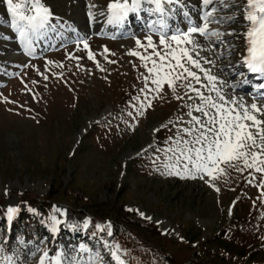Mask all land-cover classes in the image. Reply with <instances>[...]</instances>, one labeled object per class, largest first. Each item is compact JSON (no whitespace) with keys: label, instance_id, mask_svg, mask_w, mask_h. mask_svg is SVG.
I'll return each instance as SVG.
<instances>
[{"label":"rangeland","instance_id":"obj_1","mask_svg":"<svg viewBox=\"0 0 264 264\" xmlns=\"http://www.w3.org/2000/svg\"><path fill=\"white\" fill-rule=\"evenodd\" d=\"M5 2L0 0V264H7L4 257L13 264H56V257L60 264H118L113 252L123 264H264V173L241 161L243 171L220 163L215 179H200L183 175L186 161L176 164L181 175H169L164 166L176 163L179 153L167 151L175 141L192 139L182 131L193 127L187 113L201 116L186 107L200 101L181 84L215 92L191 78L176 82L175 94L165 82L162 99L155 91L141 92L151 74L128 53H151L136 39L146 44L151 36L158 44L161 32L171 36L178 27L164 31L151 21L124 39L108 40L97 27L108 30L100 21L107 20L113 0H41L52 18L37 35L44 41L32 38L29 54ZM228 3L207 10L215 7L217 19L232 17L211 26L233 34L211 42L194 34L200 47L191 54L220 80L237 85L220 87L240 100L235 93L249 70L225 64L220 71L214 64L222 56L233 54L229 63H237L246 55L247 21L238 8L246 0ZM148 87L155 89L151 79ZM247 93L237 94L250 98ZM148 100L152 107L139 115L136 108ZM9 208L17 211L10 216Z\"/></svg>","mask_w":264,"mask_h":264},{"label":"snow or ice","instance_id":"obj_2","mask_svg":"<svg viewBox=\"0 0 264 264\" xmlns=\"http://www.w3.org/2000/svg\"><path fill=\"white\" fill-rule=\"evenodd\" d=\"M149 2L155 3V11L164 12L162 0H149ZM172 2L173 0H167L169 4ZM202 3L205 9L216 4L222 5L224 8L229 7L228 0H202ZM232 4L236 5V0H232ZM6 5L7 11L12 17L11 27L18 33L21 44L31 54L32 38L49 24L52 17L51 10L42 4L41 0H17V2L6 0ZM140 6L141 0H131V2L129 0H113L107 5L109 13L107 23H122L129 13L137 12ZM91 7H95V5H90L89 8ZM238 8L242 9L243 19L247 21L245 25L247 30L242 34L245 41L244 51L246 52L243 57L244 66L251 73L264 75V0H246V3L238 5ZM216 11L215 7H212L211 11H205L202 17L203 24L190 21V26L185 31L177 29L176 33L171 36L161 32L158 44L153 42L151 36L145 38L146 44L142 43L140 39H136L137 47L144 48L145 53H148V49H152L151 53L145 55L138 51L128 53L139 57L143 66L151 74L150 77H144L145 84L141 92L155 91L161 94L165 91L162 86L166 82L167 88L175 94L176 82L187 81L189 78L197 84H201L202 87L215 92V97H213L212 95H205L192 83L181 84L182 87L196 93L200 103L186 105V107L194 108L196 112L201 113V116H193L192 110H190L187 115L192 117L190 123L193 124V127H186L182 131L191 136L192 139L185 140L181 137L180 140L175 141L173 147L167 149L174 154L179 153L175 164L164 165L165 168L169 169V175H181V172L176 168V164H179L181 160L186 161L183 164V175L187 178L204 179V176L207 175L215 179L213 172L218 169L220 163L243 171L237 163L241 161L243 168L264 173V119L259 118L264 116V103L260 105L255 102L245 104L242 98L235 100L230 96L226 97L220 85L228 87H233V85H228L226 81L220 80L218 75L213 74L210 69L202 67L200 60L191 54L200 47L194 34L209 40L212 37L219 39L222 35L233 34L222 33L209 28L213 22L220 23L223 19H232V17L216 19L213 16ZM88 15L94 18V13L91 11L88 12ZM159 23L161 28L167 27L165 22L160 21ZM81 43L85 49H89L88 58L94 59L87 39H82ZM185 45L191 47H185ZM104 51L107 52L108 49L105 47ZM196 55L198 56L199 53L197 52ZM109 62L114 63V61ZM148 62L151 63V67H148ZM205 63H212V61L205 60ZM193 69L202 72L203 79ZM149 79L155 85V89L148 87ZM203 81H207V84H204ZM145 98L147 99V96ZM159 98L162 99L163 95H159ZM133 99L138 101L140 98L134 97ZM177 99H183V97H177ZM133 107L136 106L133 105ZM146 107H152L151 100H148L147 105L141 103L136 108L137 113L143 115ZM131 115L130 112L129 116ZM161 127H167V125H161ZM155 131H160V128L155 129ZM16 211L15 208L8 209L10 216ZM140 214L143 215L142 212ZM53 221V231H56L55 224L59 221H56L55 218ZM44 255L47 257V253ZM112 256L118 264H123L115 252L112 253ZM55 259L56 264H60V258L56 257ZM4 260L7 261V264H13L12 257H4ZM41 264H44L43 259Z\"/></svg>","mask_w":264,"mask_h":264},{"label":"bare ground","instance_id":"obj_3","mask_svg":"<svg viewBox=\"0 0 264 264\" xmlns=\"http://www.w3.org/2000/svg\"><path fill=\"white\" fill-rule=\"evenodd\" d=\"M129 2H131V0H129ZM155 8H156L155 3H151V2H149V0H141L140 9L137 12L129 13L128 17L122 23H120V24H108L107 20L103 19L102 21H100V23L107 25L108 30H105L101 27L100 28L97 27V29L100 30V32L105 33L107 35V38H105V39H108V40L112 39L113 35H117V38H123L124 39V38H126V36L129 35V31H130V28H132V24L138 25L139 28H144L145 24L147 22H151V21L154 22V25H157V28L165 30V31L170 30V29L174 28L175 26H177L178 28H181L182 31H185L186 26H187V24H190V21L196 22L198 24H203L202 17L204 15L205 11L207 10L203 7L202 1H199V0H174L172 4L165 3L163 13L155 11ZM185 14H187V15H185ZM214 17L216 18L218 16L215 15ZM92 19H93V21L94 20L96 21L95 18H92ZM168 19H170V20H168ZM160 21L165 22L167 27L161 28V25L159 23ZM97 26H99V24H97ZM209 28L210 29H217V27L212 28L211 24L209 25ZM150 31L153 32L152 29H150ZM75 34L78 37H81L84 35L83 32H75ZM35 39L44 41L39 36H36ZM105 39H102V40H105ZM212 40H213V37L210 40L206 38L207 42H211ZM40 43L41 42L39 41L36 44H40ZM35 46H37V45H35ZM215 49H218V48L212 47L213 54L215 56H217V53H216L217 50L215 51ZM229 56H226V57L222 56L220 59L216 60V63H214L221 69L220 71H223L225 64H228L229 66L237 65V66H239V69H241V70H242V68L245 67L244 61L237 62V63H229V60H231L233 54H231ZM231 69H233V68H231ZM221 75H223V74H221ZM223 76L225 79L226 74ZM227 76H228V79H226V80L230 81V76L229 75H227ZM259 76L260 75H258V74H251V76L249 75L247 77V80L244 82V85H242L240 88L237 89L238 92H237V90L235 92L239 93V91L240 92L248 91V93H253L252 88H251L252 80H256L257 78H259ZM229 85H230V83H229ZM231 85H233V87H230L232 90H234L236 87H238L235 84H231ZM237 93H235L237 95L236 97L246 98V97H242V95H239ZM251 96L253 98H246V99L250 100L249 101L250 103L256 102L258 105L264 103V99H262V97H264V86L262 85V87L259 88ZM254 99L258 100V101H255Z\"/></svg>","mask_w":264,"mask_h":264},{"label":"trees","instance_id":"obj_4","mask_svg":"<svg viewBox=\"0 0 264 264\" xmlns=\"http://www.w3.org/2000/svg\"><path fill=\"white\" fill-rule=\"evenodd\" d=\"M118 229H119V228L116 226V227H115V234H116V232L118 231ZM114 237H117V235H116V236L114 235ZM117 238H118V237H117ZM144 261H145V259H144ZM147 261H149V260L147 259ZM150 261H152V260L150 259ZM153 264H154V263H153Z\"/></svg>","mask_w":264,"mask_h":264}]
</instances>
